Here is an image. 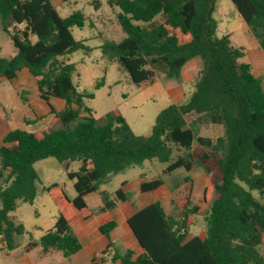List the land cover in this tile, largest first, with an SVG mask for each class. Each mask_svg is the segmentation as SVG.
Here are the masks:
<instances>
[{
	"label": "trees",
	"instance_id": "16d2710c",
	"mask_svg": "<svg viewBox=\"0 0 264 264\" xmlns=\"http://www.w3.org/2000/svg\"><path fill=\"white\" fill-rule=\"evenodd\" d=\"M217 1L110 0L119 10L125 38L105 42L101 51L134 85L154 83L156 70L179 79L195 58L203 65L189 99L160 111L151 133L141 136L121 114L108 115L100 124L85 105V98L93 95L79 92L73 82L76 65L68 57L89 49L72 34L73 27L84 26L81 11L62 17L52 0H0V28L13 47L12 54H0V82L28 71L39 98L61 122L60 128L40 138L18 127L2 140L0 236L8 251L16 249L15 237L25 233L10 213L18 201L33 204L37 196L36 162L53 157L67 166L79 164L78 171L67 174L74 180L76 196L68 198L57 183L48 186L49 196L62 198L66 208L59 206L53 228L26 246L27 252L40 248L69 258L83 248L71 222L77 214L85 219L92 215L86 197L111 176L156 159L168 164L165 175L197 168L206 174L210 184L203 191L208 204L205 235L187 238V219L199 206H185L174 216L159 200L137 207L131 191H104L100 212L114 210L120 202L133 207L127 224L141 251L117 247L112 232L118 224L110 219L99 226L107 246L90 264H264V85L243 61L244 48L233 46L230 35H217ZM231 1L264 51V0ZM51 99L64 101V108L58 111ZM21 101L26 99L21 96ZM206 123L223 134L200 135L199 124ZM164 184L161 177L142 180L140 191H156Z\"/></svg>",
	"mask_w": 264,
	"mask_h": 264
},
{
	"label": "rangeland",
	"instance_id": "374dc122",
	"mask_svg": "<svg viewBox=\"0 0 264 264\" xmlns=\"http://www.w3.org/2000/svg\"><path fill=\"white\" fill-rule=\"evenodd\" d=\"M62 17L81 11L85 16L84 26L73 27L72 34L77 41H83L88 50H79L69 55L68 59L76 65L73 82L79 92L93 95L85 98V105L93 110L94 116L100 124L106 122L108 115L121 114L136 135L147 136L151 133L155 120L160 111L172 103L186 102L195 89L200 71L203 67L199 58L191 60L181 71L179 79H171L166 73L156 70L154 83L134 85L127 72L117 63L109 62L102 54L101 46L110 40L120 42L125 34L119 25L118 8L111 6L110 0H52ZM95 1L100 2L96 8ZM214 18L219 37L230 35L235 47H243L247 52L243 61L250 63L254 52L259 53L264 61V51L257 44L249 28L238 13L231 0H218ZM0 54L13 53L6 34L0 28ZM255 59V58H254ZM257 64V63H256ZM259 72L261 67L256 65ZM261 73L263 70L260 71ZM264 85V74L261 77ZM103 85L97 88V84ZM175 83L182 86L180 94L172 95L170 87ZM21 96L26 99L21 101ZM51 104L62 109L64 101L51 99ZM62 107V108H61ZM190 121V120H189ZM26 122H29L27 124ZM25 127L34 132L39 138L51 129L61 127L59 119L50 113L48 105L39 98L37 85L28 71L23 70L12 81L2 79L0 82V146L8 130ZM199 134L206 137L222 135L220 128L206 124H199ZM168 164L156 159L147 160L141 165L134 166L123 173L111 176L104 181L99 191L86 197L93 216L83 219L77 214L72 220V227L80 239H83L84 248L77 254L65 258L61 252L44 253L40 249L26 251L31 241H38L42 235L55 225L59 206L66 208V201L62 198H51L46 188L54 183L61 186L66 196L73 199L76 196L74 180L68 178V171H78L77 162L60 163L50 157L36 162L33 167L38 175L36 181L37 196L33 204L18 201V207L10 213V218L24 226L25 233L15 237L16 249L8 251L3 237L0 236V264H88V259L82 256L86 252L85 245L89 243L86 231H91L92 239L98 231L97 224L105 223L110 219L118 222L114 230V241L121 251L134 247V238L122 232L126 225L123 221L129 211H133L129 202L118 203L114 210L100 212L102 206V192L113 194L119 188L134 193L137 207L159 200L164 205L168 215L179 216L183 208L189 209L199 206L195 214H190L188 220L187 238L195 235L204 236L206 233L205 212L208 204L203 201L204 188L210 184L206 174L200 168L191 173L183 169L171 175L163 174ZM189 176L190 181L185 178ZM163 178L165 184L158 190L142 193V180ZM126 185H122L123 182ZM1 207V202H0ZM117 237V233L120 232ZM90 234V233H89ZM99 236L100 233H99ZM264 255V243L262 245ZM101 248L96 253L101 252ZM97 255V254H96Z\"/></svg>",
	"mask_w": 264,
	"mask_h": 264
},
{
	"label": "crops",
	"instance_id": "0c3cea01",
	"mask_svg": "<svg viewBox=\"0 0 264 264\" xmlns=\"http://www.w3.org/2000/svg\"><path fill=\"white\" fill-rule=\"evenodd\" d=\"M246 54H247V52L245 51V56H246ZM255 58V59H254ZM257 63V64H256ZM250 65H251V67H252V72L254 73V75L256 76V77H259V78H261L262 76H263V74H264V61H263V59H262V56L259 54V53H257V52H254V54H253V56H251V60H250ZM256 65H259V67H261V70H263V72L261 73L260 71L261 70H259V72L255 69V67H256ZM181 90H182V86H176V84L175 83H173L172 84V86L170 87V92L172 93V95H174L175 93H177V94H180L181 93ZM180 102H184V101H179L178 103H180ZM175 104H177V103H175ZM64 106H65V102H64ZM64 106H62L63 108H64ZM61 107V108H62ZM56 108V107H55ZM62 108V109H63ZM57 109V108H56ZM62 109H57L58 111H60V110H62ZM8 131H10V130H8ZM8 131H7V133H8ZM6 133V134H7ZM5 134V135H6ZM4 135V136H5ZM4 138V137H3ZM151 203V202H150ZM205 203V202H204ZM88 204V203H87ZM149 204V203H148ZM147 205V204H146ZM88 206H89V204H88ZM145 206V205H144ZM90 207V206H89ZM140 207H143V206H140ZM132 213H133V211H129V213L125 216V218L123 219V221H124V223H125V225H126V228H124L123 230H121L122 232H126L128 235H130L132 238H134L133 237V234H132V232H131V230H130V228H129V226H128V224H127V219L132 215ZM94 214H92L91 216H93ZM83 219H85V218H83ZM86 219H88V218H86ZM101 224H103V223H98L97 224V229H98V231H97V233H96V235H95V239L93 240L92 239V235H91V231L89 230V231H86V235H87V237H89V243L88 244H86L85 245V248H86V252L83 254V256H82V261H84L83 259H88L89 260V263L88 264H90V262H91V259L96 255V254H98V253H96L97 252V250L99 249V248H101L102 250L103 249H105V247L107 246V240H106V238L103 236V235H101V233L99 232V226L101 225ZM117 224H118V222H117ZM71 225H72V223H71ZM118 228V225H117V227L114 229V230H116ZM114 230H113V232H112V238H113V236H114ZM121 231L120 232H118L117 233V237H119L120 236V233H121ZM90 233V234H89ZM99 233H100V235L101 236H99ZM201 236V235H200ZM202 237V236H201ZM113 240H114V238H113ZM81 241L82 242H84L83 241V239H81ZM134 242L136 243V241H135V239H134ZM83 248H84V245H83ZM82 248V249H83ZM128 248H131V249H134L137 253H139L141 250H140V248L138 247V245H137V243H136V245L132 248V247H128ZM127 248V249H128ZM40 249V248H39ZM101 250V251H102ZM39 251H42L41 249L39 250ZM80 252V251H79Z\"/></svg>",
	"mask_w": 264,
	"mask_h": 264
}]
</instances>
